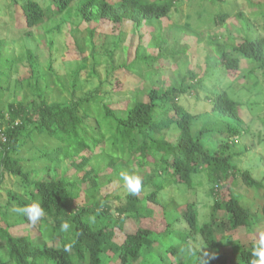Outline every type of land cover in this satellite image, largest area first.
I'll return each mask as SVG.
<instances>
[{"label": "trees", "instance_id": "obj_1", "mask_svg": "<svg viewBox=\"0 0 264 264\" xmlns=\"http://www.w3.org/2000/svg\"><path fill=\"white\" fill-rule=\"evenodd\" d=\"M45 1L46 4L41 0L19 3L17 11L25 20L22 30L29 36L31 29L42 26L45 21L56 18L66 22L75 14L86 24L80 38H75L81 57L70 75L61 79L62 83L58 82V70L52 66V61L46 64V70L42 69L30 51L28 72L19 79L11 80L7 67L12 63L0 67V264H106V259L113 257L116 264H136L145 247H154L161 237L176 234L172 226L178 221L183 226L180 232L187 231L184 240L189 244L171 245L165 253L173 258L191 246L194 254L174 264H203V252L215 255L207 264L235 262V249L230 247L227 251L223 247L237 233L257 225L260 219L243 204L234 184L241 178L248 187L261 189L264 198V181L253 176V167L242 168L236 164L238 153L230 151L232 146L228 141L212 148L206 142L211 133L224 132L237 140L243 128L247 130L241 116V102L225 89L216 90L209 96L211 113L225 122V130L214 131L215 125L210 122L209 127L202 126L194 132L193 124L208 112H189L179 103V97L196 96L198 89H204L205 75L200 76L190 69L181 74L178 70L179 78L172 79L170 84L162 80L157 87L141 86V83L152 82L154 77H162L167 68L165 61L170 57V49L161 31L152 33L147 45L138 42L130 59L114 62L118 49L124 54L131 52L129 45L122 46L127 36L123 24L158 23L172 11L174 0ZM12 2L17 0L0 3V9L10 8ZM252 5L257 7L252 18H258L260 26L252 28L251 18L240 12L242 40L234 43L229 37L226 43L214 42L217 57L213 66L238 70L243 58L258 68L264 79V0ZM6 9L3 13H8ZM214 14L215 28L226 27L230 15L220 11ZM13 19L16 18L13 16ZM102 21L118 27L114 30L117 35L113 34L114 38L118 37L112 41L113 49L106 50L108 36L91 27ZM259 30L261 35L257 34ZM51 43L50 40L49 48ZM1 45L0 41V55ZM149 49L156 51L150 53ZM104 56L108 60L103 61ZM81 71L88 76L92 87L85 88ZM124 82H130L136 89L125 106L119 108L111 101L122 91ZM259 82L254 79L253 84ZM9 93L13 99L4 100ZM144 95L147 99H143ZM261 140L264 143V137ZM109 148L110 157H93L94 151ZM121 161L127 164L125 171L131 173L134 169L142 177V190L148 185L154 190L147 194L141 191L138 197L127 193L126 202L114 208L110 203L112 196L100 195L102 186L114 179L106 172L109 181L102 180L101 170L112 169ZM102 162L105 167L100 165ZM132 162H137V168ZM61 164L65 166L58 174ZM157 167L159 177L164 172L171 176L173 182L170 183L184 182L191 186L196 177L207 178L214 194L209 218L200 221L197 191L192 190L191 199L184 204L185 210L177 206L174 219L166 222L165 229L159 233L162 235L144 227L122 233L129 216L143 219L139 212L142 202L160 207L165 217L176 209L174 206L169 210L172 206L160 198L166 199L167 194H164L162 181L158 185L152 176V170ZM120 172L116 176L122 183ZM83 191L85 200L80 203L78 197ZM32 201L39 202L45 212L35 227L26 217L11 211L13 205ZM260 210L264 218V203ZM220 211L223 217L218 215ZM89 216L95 217L91 226L85 222ZM63 221L71 225L67 232L60 231ZM114 226L122 233L121 237L115 238ZM18 227L22 229L14 233ZM70 241L73 242L71 251H63ZM253 243L240 246L236 253L240 263L249 264Z\"/></svg>", "mask_w": 264, "mask_h": 264}, {"label": "rangeland", "instance_id": "obj_2", "mask_svg": "<svg viewBox=\"0 0 264 264\" xmlns=\"http://www.w3.org/2000/svg\"><path fill=\"white\" fill-rule=\"evenodd\" d=\"M10 0H0L1 5L9 3ZM46 4L45 0H41ZM111 2L116 0H109ZM257 0H220L216 3H209L207 0H174V7L169 14L161 19L158 23L153 25H141L135 26L134 23H124L122 29L126 32L127 36L124 37V44L131 47L130 54H124L122 49H118L114 56V62L118 63L123 58L130 59L132 57L133 49L136 48L137 43L141 42L147 45L151 38L152 33L161 31L168 40L169 46V59L165 61L167 68L164 71L162 77L158 79L153 78V81L141 83V86L151 85L159 86L162 80H166L167 84L172 83V79L176 80L179 76L176 72L179 70L181 74H184L187 69H190L200 76H204L205 86L204 89H198V94L193 95H181L179 97V103L183 105L191 113L208 112V115L202 114L193 124V131L196 132L200 127H209L210 122L215 125L214 131H218L219 128L225 130V122L221 121L213 113H211L210 97L216 90H227L228 93L241 102V116L246 126L241 136L232 137L224 132H216L208 135L206 145L209 147H217L219 144L228 141L231 144V152H237L236 164L242 168L252 167L251 172L257 179L264 181V143L261 140L264 137V79L261 76V71L250 64L245 59L241 58L240 68L238 70H227L224 66L214 67V58L217 57L215 52L216 45L214 42L225 41L230 37L233 42H239L242 40L243 27L241 25L239 13L243 16H249L250 26L252 28L259 27L260 21L258 18H252V13L257 9L252 3ZM24 0H17L16 3H10V8L4 7L0 9V41L1 52L0 55V67H7L11 64V67L7 70L11 75V80L19 79L22 75L27 74V54L28 51L32 52L35 57V61L42 67L47 69L46 64L52 61V66L58 70L59 80L66 79L73 69L78 66L79 58L81 57L77 50L75 38L82 35L85 30L86 24L80 20L75 14L69 18L66 22H60L59 19H53L45 21L42 26L31 29V35H27L22 28L25 26V20L23 15L19 12L18 5ZM253 6V7H252ZM9 10L8 13H3ZM228 13L230 17L227 19L226 27L217 26L213 24L212 15L216 12ZM3 13V14H2ZM16 18L13 19V16ZM215 15V14H214ZM213 15V16H214ZM242 20V18H241ZM91 27L95 28L98 32L104 33L108 36L105 40L108 41L106 50L113 49L112 41L118 39L113 37L114 30H117V26L109 21H102L99 24H93ZM27 30V27L26 29ZM81 31V32H80ZM258 31V35L260 34ZM117 35V33L115 34ZM75 36V37H74ZM162 37V36H161ZM157 38V37H156ZM52 41V46L49 48V41ZM231 43V40H230ZM183 50L185 52H183ZM150 53L156 50L149 49ZM175 52V54H173ZM175 58H174V57ZM108 60L106 56L102 59ZM253 68V69H252ZM253 70V72L251 71ZM171 71V72H170ZM85 88L92 87L87 79L88 76L81 71L80 76ZM254 79H258L259 84H253ZM96 80V79H95ZM54 81L55 78H54ZM96 82V81H95ZM253 84V85H252ZM217 87V88H216ZM136 86L130 82H124L122 91L116 93L111 102L116 103L117 107L122 108L125 106L127 100L133 96ZM205 93H209L205 95ZM13 97L9 93L4 100H12ZM143 99H147L144 95ZM101 117V116H100ZM104 119L105 117H101ZM236 140V141H235ZM233 141V145H232ZM111 156L110 148L108 150L94 151L93 157L96 159H106L105 157ZM152 160V159H149ZM152 162V161H151ZM235 162V160H234ZM134 163V168H137V162ZM101 166L105 167V163H101ZM64 164H61L57 168L58 174L64 169ZM156 167V166H155ZM71 168V167H70ZM127 164L123 161L119 162L112 169H104L101 175L102 180H107L105 176L106 172L112 174V182H107L100 189V195L108 194L112 196L114 208L118 205L126 202V190L121 183L116 173L121 170L125 171ZM157 170H152V176L154 181L159 185L162 181L164 186V194L167 197L164 199L160 196L162 201H166L170 206L169 210H172L174 206L176 209L168 214L163 215L160 207H156L150 202H142L139 208L140 216L143 219L136 220L133 216H129L124 223L122 233L135 232L138 227L149 228L157 232L158 234L165 229L166 222H171L175 213L179 210L184 211L186 206L184 205L188 199H191L192 190L197 191V210L201 222L207 221L209 218L208 213L214 200V194L211 191L210 183L208 179L203 175L196 177L194 183L189 186L187 183H170L173 182L171 176L164 172L159 177V167ZM71 170L68 174H71ZM159 180V182H158ZM196 187V189H195ZM236 193L242 196L243 204L250 209L251 214L257 219H260L258 224L250 227L249 229L237 233L234 237L227 241V244L223 249L227 251L231 248L235 249L234 264L240 263L238 254H236L242 244L249 245L250 241H254L258 228H264V218L261 215V206L264 203V198L261 189L248 187L242 183V179H239L238 184H234ZM154 190L152 185H148L142 190V194H147ZM85 200V192L80 193L78 201L80 203ZM152 211V213H150ZM220 217H223V211L218 213ZM176 221V220H175ZM115 238L121 237L122 233L118 227H115ZM185 228V227H184ZM22 227L14 229L15 232H20ZM172 229L176 234L172 236L161 237L160 243L154 247H145L142 251V256L136 264H174L176 261L184 260L185 257L190 256L188 250H184L181 253L175 255L172 258L166 254V248L171 245L182 247L185 243L184 240L187 231L180 232L183 226L178 222L173 223ZM186 229V228H185ZM162 235V234H159ZM160 236H157L159 238ZM164 238V239H163ZM180 249V248H179ZM163 253V256H161ZM160 255V257H159ZM229 263V264H233ZM106 264H116L113 258L106 259Z\"/></svg>", "mask_w": 264, "mask_h": 264}, {"label": "clouds", "instance_id": "obj_3", "mask_svg": "<svg viewBox=\"0 0 264 264\" xmlns=\"http://www.w3.org/2000/svg\"><path fill=\"white\" fill-rule=\"evenodd\" d=\"M120 178L123 181V186L129 195L137 197L140 195L142 191L143 181L142 177L136 174L134 169L131 173L128 171H121ZM11 211L13 213L26 217L27 221L33 227H35L45 215L44 208L39 202L36 201H32L24 205H13ZM85 222L91 226L95 223V217L89 216ZM70 227L71 225L68 221H63L60 224V231L67 232ZM72 247L73 242L70 241L64 245L63 251L70 252ZM187 250L189 253L194 254V249L191 246H189ZM174 257L175 255L173 256V258ZM214 258V254L203 252V264H207V261L209 259ZM249 264H264V228L257 229V234L253 243Z\"/></svg>", "mask_w": 264, "mask_h": 264}]
</instances>
